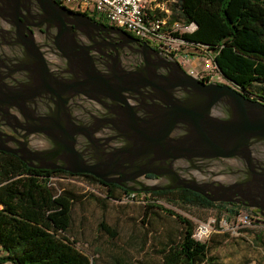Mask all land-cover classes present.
<instances>
[{"label": "water", "instance_id": "water-1", "mask_svg": "<svg viewBox=\"0 0 264 264\" xmlns=\"http://www.w3.org/2000/svg\"><path fill=\"white\" fill-rule=\"evenodd\" d=\"M0 17L49 32L28 49L35 78L6 95L0 84V152L130 192L190 190L264 219L263 102L198 80L119 28L108 27L126 36L131 67L101 61L93 32L107 27L56 0H0Z\"/></svg>", "mask_w": 264, "mask_h": 264}, {"label": "trees", "instance_id": "trees-1", "mask_svg": "<svg viewBox=\"0 0 264 264\" xmlns=\"http://www.w3.org/2000/svg\"><path fill=\"white\" fill-rule=\"evenodd\" d=\"M171 6L186 23L198 25L196 32L184 35L185 39L207 45L221 73L247 97L254 99L251 95L259 87V98L254 100L264 103V0H178ZM60 175L86 177L104 185L108 191L104 198L81 195L70 187L59 191L49 185V178ZM128 192L91 175L32 169L17 156L0 152V251L4 253L0 255V263L93 264L76 247L77 240L72 236L73 209L85 198L106 209L110 200L119 202ZM148 194L144 201L148 208L164 210L148 203L150 195L171 196V201L226 214L228 222L236 220L245 209L231 203H212L185 189ZM167 212L177 216L181 229L178 238L171 237L163 245L159 264H220L210 255L208 241L201 243L193 238L195 225L190 220L170 210ZM100 230L111 238L118 235L105 222L100 224ZM110 260L111 264H133L128 257L115 256Z\"/></svg>", "mask_w": 264, "mask_h": 264}, {"label": "rangeland", "instance_id": "rangeland-1", "mask_svg": "<svg viewBox=\"0 0 264 264\" xmlns=\"http://www.w3.org/2000/svg\"><path fill=\"white\" fill-rule=\"evenodd\" d=\"M215 81L234 86L230 81L223 82L220 77ZM237 88V86H234ZM259 87L253 91L254 99L259 98ZM60 188H73L78 194H95L104 198L108 191L104 185L87 179L86 177H69L60 175ZM120 193L117 192V195ZM137 201L120 204L114 200L108 202V207L102 208L92 199L85 198L77 203L73 209L72 236L77 240L78 250L88 255L93 264H111V257H128L131 263L159 264L160 251L169 239L180 235L181 226L177 216L170 215L167 210L190 220L195 228L211 218L217 219L219 226L211 234L208 241L210 255L220 264H264V219L256 218L255 226L242 228L235 232L232 224L220 227V221L227 218L214 209H205L171 201L169 197L160 198L150 195L149 204L160 207H150L142 201L143 194ZM175 198V197H173ZM177 198V197H176ZM145 200V199H144ZM248 209L242 213L252 214ZM234 220H229L233 223ZM105 222L118 233L111 238L100 230V224ZM263 237H258L259 235ZM178 238V237H177ZM263 247V248H262ZM0 264H11L10 262Z\"/></svg>", "mask_w": 264, "mask_h": 264}, {"label": "built area", "instance_id": "built-area-1", "mask_svg": "<svg viewBox=\"0 0 264 264\" xmlns=\"http://www.w3.org/2000/svg\"><path fill=\"white\" fill-rule=\"evenodd\" d=\"M56 1L71 11L106 21L110 26L126 31L135 38L146 42L152 48L173 56L189 75L200 81L206 83L218 82L215 81L216 77H220L223 82L228 81L221 73L215 62L214 54L207 45L185 39L184 35L196 32L198 25L195 22L186 23L179 17V11L174 12L171 5L178 3V0ZM59 181H61L60 178L52 176L49 178V185L60 191ZM140 194H143V202L149 195L148 193L128 192L122 196L119 202L131 203L137 201ZM256 218L259 221L262 219L261 216L255 213H241L233 223L227 220L220 221V227L224 228L230 223L233 230L237 232L242 228L255 226ZM218 224L219 222L214 218L201 222L195 228L193 238L198 242L206 243L212 233L220 232V230H217Z\"/></svg>", "mask_w": 264, "mask_h": 264}, {"label": "flooded vegetation", "instance_id": "flooded-vegetation-1", "mask_svg": "<svg viewBox=\"0 0 264 264\" xmlns=\"http://www.w3.org/2000/svg\"><path fill=\"white\" fill-rule=\"evenodd\" d=\"M84 15L88 16L98 25H104L107 27L106 29H98L97 32L94 30L93 32L94 38L97 40V42H94L91 45L93 50L104 52V54L100 53L97 58L101 61H108L112 64L115 62L119 63L122 67H131V52L129 51V44L124 41L126 36L124 34L113 33V30H109L108 27L113 26H110L108 22L98 20L87 14ZM22 34H26L27 38L23 40L21 37ZM48 34L49 32H42V30L34 27L33 22L31 21H25V23L11 21L10 24H7L0 17V84L5 95L9 93V91L18 88L19 83H23L27 80L31 81L35 78V74L26 69L31 67L34 62L31 57H28V49L30 50L32 46L39 48L40 44L42 45L44 42L49 41ZM42 48L41 50L45 51V47L42 46ZM103 58L105 60H103ZM36 102L40 104L43 103L42 97L37 99ZM148 177L155 178L152 175H149ZM231 204L243 206L240 203Z\"/></svg>", "mask_w": 264, "mask_h": 264}, {"label": "crops", "instance_id": "crops-1", "mask_svg": "<svg viewBox=\"0 0 264 264\" xmlns=\"http://www.w3.org/2000/svg\"><path fill=\"white\" fill-rule=\"evenodd\" d=\"M259 238L260 237H263L261 234L258 236ZM210 239V238H209ZM209 241V240H208ZM262 243V246H264V240L261 241ZM263 248V247H262ZM4 253L2 251H0V255H3ZM264 254V253H263Z\"/></svg>", "mask_w": 264, "mask_h": 264}]
</instances>
